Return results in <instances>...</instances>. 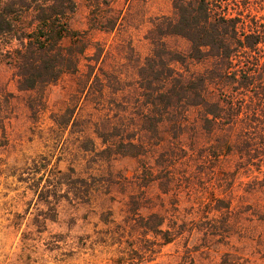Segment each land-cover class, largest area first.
I'll return each instance as SVG.
<instances>
[{
  "label": "trees",
  "instance_id": "trees-1",
  "mask_svg": "<svg viewBox=\"0 0 264 264\" xmlns=\"http://www.w3.org/2000/svg\"><path fill=\"white\" fill-rule=\"evenodd\" d=\"M120 1L98 0L92 6L89 30L81 32L71 27L76 0H0V39L8 47L5 57L15 70L19 91L34 94L27 102L32 119L46 109V89L63 76L79 75L83 59L104 64V49L90 32H115L129 17L140 16V7L150 0H125L126 14L107 11ZM232 4L234 0H172V15L150 18L146 38L150 54L143 59L132 49L124 58L133 64L134 78L119 68L113 86L95 76L102 95L106 89L116 94L113 116L104 115L95 124L93 134L102 148L89 136L80 146L91 155L87 162L99 168L83 174L74 167L49 168L48 157L33 161L25 181L32 182L39 201L49 209L45 222L57 218L62 200L84 205L99 192L128 190L127 219L152 248L133 247L124 260L143 264L154 260L155 247L171 244L181 234L176 221L155 211L148 190L156 183L161 190L175 184L173 167L185 150V140L191 151L198 148L211 159L233 155L256 165L264 154V24L244 12H231ZM175 37L187 42L186 51L170 45L169 39ZM93 47L96 53L85 58ZM99 70L112 77L104 68ZM86 89L87 84L80 83L82 94ZM0 99L4 130L7 118L2 108L10 102L5 96ZM55 123L75 128L81 117L76 107L67 108ZM119 158L138 161L139 171L131 180L103 168Z\"/></svg>",
  "mask_w": 264,
  "mask_h": 264
},
{
  "label": "rangeland",
  "instance_id": "rangeland-1",
  "mask_svg": "<svg viewBox=\"0 0 264 264\" xmlns=\"http://www.w3.org/2000/svg\"><path fill=\"white\" fill-rule=\"evenodd\" d=\"M97 1L76 0L72 29L89 30L92 6ZM111 8L107 11L112 14H126L127 5L121 0ZM142 8L140 16L129 17L113 33L90 32L92 40L104 49V64L83 59L79 75L63 76L49 86L44 95L46 109L36 120L27 104L34 94L19 91L15 70L5 57L8 47L0 39V97L10 102L3 104L2 116L7 119L5 129H0V264H130L124 259L133 247L152 248L127 219L128 190L114 188L107 195L99 192L84 205L62 200L57 218L45 222L49 209L39 201L32 182L25 181L33 161L43 157H48L49 168L56 166L62 171L74 167L85 174L99 168L87 162L91 155L80 146L89 136L102 148V141L93 134L95 124L104 115L113 116L116 94L106 89L102 95L95 76L99 75L104 85L113 86L119 68L134 78L133 64L124 58L132 55V49L143 59L147 57L151 51L146 39L150 18L172 15L173 11L172 0H150ZM230 10L244 12L264 24V0H234ZM169 43L181 51L188 49L181 38H171ZM95 53L96 49L90 48L85 58ZM100 66L112 77L102 76ZM82 82L87 84L83 94ZM74 107L81 117L79 126L55 123L57 116ZM189 145L185 140V150L175 161V184L161 190L156 183L148 190L155 211L162 210L169 221H176L181 234L171 244L155 247L154 260L143 264H264V154L250 166L233 155L211 159L208 152L191 151ZM103 168L131 180L139 164L119 158Z\"/></svg>",
  "mask_w": 264,
  "mask_h": 264
}]
</instances>
